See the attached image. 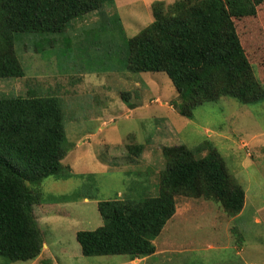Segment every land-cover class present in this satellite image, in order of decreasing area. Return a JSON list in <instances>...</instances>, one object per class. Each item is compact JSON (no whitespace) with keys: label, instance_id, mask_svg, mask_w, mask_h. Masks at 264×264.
<instances>
[{"label":"rangeland","instance_id":"374dc122","mask_svg":"<svg viewBox=\"0 0 264 264\" xmlns=\"http://www.w3.org/2000/svg\"><path fill=\"white\" fill-rule=\"evenodd\" d=\"M155 1L175 0H113L110 11L114 16H110L109 24L81 29L70 26L64 33L44 38L37 35L34 53L29 52V35H17L16 49L26 76L18 81L0 80V98L23 95L31 88L37 94L59 98L65 114L63 170L60 179L46 180L43 201L57 205L66 216L42 214L36 209L38 225L47 235L50 233L51 244H45L44 252L51 250L47 257L51 256L54 264H121L128 260L125 256H83L76 233L103 226L98 204L120 198L122 192L131 193V176L127 173L138 172L133 171L134 166L143 167V175L151 177L144 166V152L160 158L164 147L183 144L196 148L209 141L220 150L245 189V207L230 218L215 202L178 198L175 218L154 239L159 253L152 261L264 264V101L241 105L235 99L221 98L197 109L193 118L187 119L180 115L179 103H172L177 92L165 73L129 72L128 40L153 21L151 5ZM262 5L256 21L264 22ZM102 9L109 11L107 7ZM120 21L134 24V28H125V35ZM260 26L253 23L249 28L239 22L238 30L247 56L264 83ZM93 73L97 84L91 90L80 88L78 76ZM59 79L64 80L63 84L55 85ZM107 85L116 90L113 99L108 100L109 110L103 98ZM125 91L132 94L128 103L121 98ZM103 120L105 130L101 129ZM85 135L90 137L82 140ZM132 143L145 147L139 158L128 155L126 146ZM159 163L163 166L164 160ZM155 175V181L148 179V186L157 183ZM138 184L143 185L142 181ZM40 259L11 263L0 257V264H39Z\"/></svg>","mask_w":264,"mask_h":264},{"label":"trees","instance_id":"16d2710c","mask_svg":"<svg viewBox=\"0 0 264 264\" xmlns=\"http://www.w3.org/2000/svg\"><path fill=\"white\" fill-rule=\"evenodd\" d=\"M111 4L113 0H0V80L26 76L17 35H29V52L34 53L37 35L64 33L75 20ZM262 4L264 0L155 1L153 21L128 40L126 68L134 74L165 73L177 92L172 103H179V113L187 119L221 98L241 105L262 102L264 83L238 30L239 22L249 28L260 23L264 37L263 19L256 21ZM27 91L0 98V257L11 263L41 258L39 264H54L44 252L45 244H51L50 233L38 225L36 209L66 216L57 205L43 201L46 180L60 179L63 170L65 114L59 98ZM131 95L125 91L121 98L128 103ZM126 149L129 157L139 158L145 147L132 143ZM162 156L158 195L148 196V178L138 167L133 165L138 171L134 174L124 171L131 176V193L100 202L103 226L76 233L83 256L135 260L154 255V239L175 217L178 198L215 202L230 218L243 211L246 191L213 143L164 147Z\"/></svg>","mask_w":264,"mask_h":264},{"label":"crops","instance_id":"0c3cea01","mask_svg":"<svg viewBox=\"0 0 264 264\" xmlns=\"http://www.w3.org/2000/svg\"><path fill=\"white\" fill-rule=\"evenodd\" d=\"M107 8L109 9V11L106 12V11H104V9H102L100 11H96L94 13L88 14V15L84 16L85 19L83 21H81V19L79 18V19L75 20L74 22H72L70 24V26H72V29H81V28L86 27L87 25H91V24L92 25L97 24V25H101V26L104 24H109L108 20H110V18H111L110 16L113 15V12L110 10L113 8L112 7H107ZM139 18H143V17L140 15ZM76 24H79V25H76ZM119 25H120V28H122L124 30V31H122L124 34L126 31L125 28H128V29L134 28V24L125 25V23H123V21H120ZM126 34H128L127 31H126ZM107 41L109 42L110 39H107ZM113 72H115V71H113ZM97 82H98V80H97V77H95L94 73L93 74H82V75L78 76L79 86H80V88H82L84 90L85 89L91 90L97 84ZM115 91L116 90L114 87H110L109 85H107L106 91L104 94L105 96H103V98L107 100L106 105H105V108L107 110H109L111 107V106H109L108 100L113 99V94H115ZM110 97H112V98L110 99ZM101 125H102L101 129L105 130L106 129V127H105L106 121L103 120L101 122ZM88 137H90V136L85 135L84 137H82V140L83 139L86 140ZM81 143H84V142L79 141V144H81ZM144 151H145V149L143 150V152ZM143 161H145L144 166L146 165V169H148L149 174L151 175V177H147V178L155 181V179H154V177L156 176L155 174L157 173V175H158V173L160 172V169H162V164L159 162L163 161V156L161 155L160 158H153L149 153L147 155H145V152H144ZM149 166H151V167H149ZM135 167L139 168L141 166L137 165ZM150 168H152V169H150ZM135 170H137V169H135ZM138 170H140L139 172L143 174V167H141V169L139 168ZM147 183L150 184V182H148V181H147ZM148 189H153V191L148 193L149 196H157L158 195V184L157 183L154 182L151 186L148 187ZM154 243H155V241H154ZM45 249H47V248L45 247ZM47 252L50 253L51 250L47 249ZM158 253H159V251L157 249L156 252L154 253V255H152V256L141 258V259H135V260L128 259V260L123 261L121 264H126V263H128V264H156L154 261H152V258L154 256H156Z\"/></svg>","mask_w":264,"mask_h":264},{"label":"clouds","instance_id":"9594fccd","mask_svg":"<svg viewBox=\"0 0 264 264\" xmlns=\"http://www.w3.org/2000/svg\"><path fill=\"white\" fill-rule=\"evenodd\" d=\"M143 153V152H142ZM163 160H164V158H163ZM164 164V163H163Z\"/></svg>","mask_w":264,"mask_h":264}]
</instances>
